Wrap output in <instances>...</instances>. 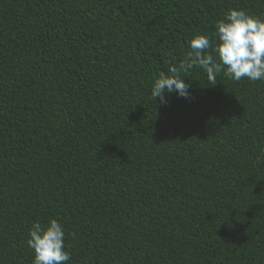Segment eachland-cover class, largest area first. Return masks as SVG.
<instances>
[{"label":"trees","instance_id":"trees-1","mask_svg":"<svg viewBox=\"0 0 264 264\" xmlns=\"http://www.w3.org/2000/svg\"><path fill=\"white\" fill-rule=\"evenodd\" d=\"M232 7L264 0H0V264L34 221L67 264H264V80L160 104L168 73Z\"/></svg>","mask_w":264,"mask_h":264},{"label":"clouds","instance_id":"clouds-1","mask_svg":"<svg viewBox=\"0 0 264 264\" xmlns=\"http://www.w3.org/2000/svg\"><path fill=\"white\" fill-rule=\"evenodd\" d=\"M215 28V43L206 34H195L184 60L154 78L151 96L155 101L159 98V103L165 104L172 93L187 99L191 85L182 76L194 67L202 68L210 84H215L222 72L235 81L264 80V17L232 7L216 21ZM27 243L34 252L33 264H67L71 260L63 224L56 218L46 225L34 221Z\"/></svg>","mask_w":264,"mask_h":264}]
</instances>
